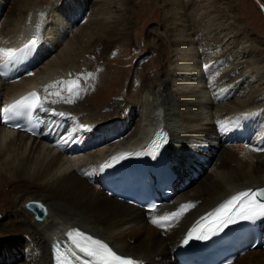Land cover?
<instances>
[{
    "label": "bare ground",
    "instance_id": "bare-ground-1",
    "mask_svg": "<svg viewBox=\"0 0 264 264\" xmlns=\"http://www.w3.org/2000/svg\"><path fill=\"white\" fill-rule=\"evenodd\" d=\"M104 5L103 0H53L47 6L42 0H0V49L21 50L33 39L37 47L35 56L18 72L0 76V105L35 89L44 101L45 115L54 112L53 125L64 121V125L85 126L71 133L85 130L87 138L79 146L89 145L84 152L69 157L44 136L28 138L0 125V184L12 180L33 185L32 190L15 198L20 203L12 206L0 224L12 234V241L0 248V264H55L52 246L76 229L106 241L120 254L151 264H176L175 248L197 217L241 189L264 188V118L258 113L264 108V68L250 62L249 46L245 45L242 52L250 58L243 62L233 53L238 66L234 61L229 70L223 72L222 68L221 73L207 79L198 66L199 58L209 56V50L205 47L202 54L197 52V32L180 37L172 33L176 38L168 43L173 57L168 71L158 73L154 81L143 82L141 91L129 93L130 102L111 101V96L93 104L86 98L90 81L102 82L101 91H108L112 84L119 91L121 83L118 85L108 73L103 78L85 74L81 80L75 79L77 69L70 65L85 60L93 48L87 46L89 43L99 47L101 38L112 42L111 37L116 36L94 37L97 26L106 22ZM88 7L92 8L90 15ZM111 19L107 18L108 24L115 28L118 22ZM65 38L68 43L61 45ZM163 53L169 56L168 50ZM3 57L0 54V60ZM210 59L205 58L208 63ZM218 62L228 64L226 58ZM236 68H242L239 75ZM68 72H73L72 79ZM242 75H247L248 81L241 89L236 84ZM104 78L109 81L104 83ZM68 81L78 83V94L70 95L59 83ZM260 83L263 89L255 90ZM57 91L59 96L49 94ZM229 100L231 103H223ZM107 106L111 110L104 112ZM128 106L131 111H127ZM210 111L215 117L211 121ZM157 125L167 131V155L183 187L171 203L146 212L108 196L94 183L93 173L111 152L141 148ZM247 126L252 136L246 144L229 141L231 137L245 139ZM31 200L46 206L42 219L26 207ZM181 205L193 206L163 227L152 223L153 216L176 212ZM259 223V245L231 264H264V217Z\"/></svg>",
    "mask_w": 264,
    "mask_h": 264
},
{
    "label": "rangeland",
    "instance_id": "rangeland-1",
    "mask_svg": "<svg viewBox=\"0 0 264 264\" xmlns=\"http://www.w3.org/2000/svg\"><path fill=\"white\" fill-rule=\"evenodd\" d=\"M52 1L42 0L46 6ZM103 1L105 2L104 8H107V14L104 16L106 18L104 22H106L97 26L95 30L97 34L94 33V37L114 35L113 33H116V36L111 37L112 42L101 38L99 42L102 45L99 47H96L94 42H92L93 45L89 43L87 46H93V48L84 56L85 60L82 59L74 62V65H70L74 70L77 69L76 76L74 75L75 79L81 80L85 74L103 78L104 73H108L118 85L121 83L119 91H117L118 87L114 86L115 84H112V87L107 86L108 91H101L103 88L100 83L102 82L94 84L90 81V90L87 92L86 98H90L93 104L97 103L98 100L102 101L104 98L108 100L111 96V101L130 102L128 100L129 93H135L136 90L141 91L143 82L154 81L157 79L158 73L162 74L161 72L168 71L173 63V57L170 54L171 46H168V43L171 42L170 38H176V36L171 35L175 32L179 34L178 37L187 35L188 32H197L198 35L195 37L194 43L195 49L201 54L205 47L209 50V56L199 58L200 65L198 66L201 73L207 76V79L212 77L213 73L215 75L221 73L222 68L224 69L223 72H226L225 70H229V66L234 61L235 65L238 66L233 53L244 62L248 56L242 52L245 45L251 49L250 62L253 61L252 63L256 67L262 66L264 68V13L259 6L260 4L264 5V0ZM91 9V7L86 8L89 15L92 13ZM101 16L102 14L99 15V19L102 21L103 16ZM107 18H112L111 21L114 22L117 21V26L113 28V25L108 24ZM180 28H184V30L180 31ZM66 38L63 39L61 45L68 43L69 39L66 40ZM165 50L169 51L168 57L167 54L163 53ZM209 57H211L210 63L205 60ZM225 58L228 64L218 62V59L221 61ZM256 63L258 64L256 65ZM234 67L230 69L229 73L234 74ZM236 70L239 75L242 68L240 71L237 68ZM71 71L73 70L71 69ZM221 77L222 75L218 77V80ZM239 79L236 85L241 88V86L246 85L244 81H248L247 75H242ZM108 81L107 78H104V83ZM260 86H262L261 83L256 84L255 90L263 89V86ZM112 91L113 93H111ZM261 94L263 95L264 91H261ZM110 102L109 106L112 104ZM223 103H231V100ZM124 104L126 105V103ZM132 104L135 105V103ZM128 108L129 106L127 111H131ZM109 110L111 109L107 106L104 112ZM259 115L264 118V108L260 109ZM209 116H211L209 117L210 121L211 118L212 120L215 118L212 111L209 112ZM32 189L33 185H25L17 181L12 182V180L0 184V220L2 219L0 224L3 222V218L9 215L12 206H17L20 203L15 198L18 199L20 195ZM6 241H12V234L8 230L0 228V248Z\"/></svg>",
    "mask_w": 264,
    "mask_h": 264
},
{
    "label": "snow or ice",
    "instance_id": "snow-or-ice-1",
    "mask_svg": "<svg viewBox=\"0 0 264 264\" xmlns=\"http://www.w3.org/2000/svg\"><path fill=\"white\" fill-rule=\"evenodd\" d=\"M35 43V39L31 40L27 45H25V49H22L21 51L33 47ZM0 54H3L4 56L11 59L16 55V51L13 49H0ZM59 83L67 88V91L70 95L74 93L78 94V83L76 81ZM49 94H54L57 96L60 95L59 91ZM65 102L71 103L72 101L66 99ZM43 104L44 101L40 99L38 94L32 92L27 96L21 97V99L8 105L7 107H4L0 111H2L4 114L3 118L5 120H9L14 116L20 115L22 113L30 114L37 109H43ZM60 115H63V113H60ZM81 127L83 128L85 126L81 125ZM154 147H156L155 142ZM152 154L155 155L154 151ZM122 158L123 157H118L113 159ZM109 166V164L105 163L101 166V170ZM260 197H264V189H260L257 191L248 190L237 193L236 195L232 196L230 200L226 201L224 204H221L213 212L209 213L207 217L202 218L201 222H199L197 226L188 233V239L193 238L194 234L197 232H199L200 234L195 236L196 239H207L208 232H212L213 234H215L216 231L221 230L228 224L236 223L237 219L256 220L258 218L264 217V200L258 199ZM192 206L193 205H181L176 212L166 213L165 215L160 217L153 216L152 223L159 227H163L165 222L175 220L177 217L182 215L184 211ZM38 207L43 208V205H38ZM155 207L156 206L153 205V209ZM213 217L216 218L213 225L202 231L201 226L204 220ZM68 236L71 242L77 248H79L86 257L90 258V260L85 261L84 264H136V262L132 261L131 259L117 255L107 245L99 241L91 240V238L88 237H83L82 234L79 233H77L76 236L81 237V239L74 238V235L72 233H69ZM188 239L185 240V243L188 242ZM57 252H59V246H57ZM72 256L77 260L80 259V257L76 256L74 252L72 253ZM57 264H68V262L62 257L58 256Z\"/></svg>",
    "mask_w": 264,
    "mask_h": 264
},
{
    "label": "water",
    "instance_id": "water-1",
    "mask_svg": "<svg viewBox=\"0 0 264 264\" xmlns=\"http://www.w3.org/2000/svg\"><path fill=\"white\" fill-rule=\"evenodd\" d=\"M67 74L70 75V72H68ZM38 205H43V208L38 207ZM26 207L34 212L36 216H38V219H42L47 212L46 206L39 201H28L26 203Z\"/></svg>",
    "mask_w": 264,
    "mask_h": 264
}]
</instances>
